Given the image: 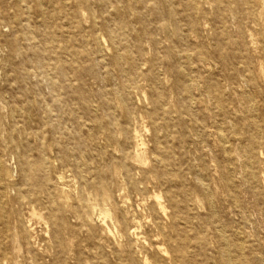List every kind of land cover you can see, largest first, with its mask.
<instances>
[{
    "label": "rangeland",
    "instance_id": "obj_1",
    "mask_svg": "<svg viewBox=\"0 0 264 264\" xmlns=\"http://www.w3.org/2000/svg\"><path fill=\"white\" fill-rule=\"evenodd\" d=\"M63 1L0 0V264H264V0Z\"/></svg>",
    "mask_w": 264,
    "mask_h": 264
},
{
    "label": "bare ground",
    "instance_id": "obj_2",
    "mask_svg": "<svg viewBox=\"0 0 264 264\" xmlns=\"http://www.w3.org/2000/svg\"><path fill=\"white\" fill-rule=\"evenodd\" d=\"M56 1H58V0H56ZM63 2L66 3V0H64ZM130 114H131V112L127 113L126 116L130 117ZM135 136H136V132H135ZM144 143L145 142L142 138L136 139V143H135L134 148L130 151H126L124 153V157L126 159H129L130 164L133 167H135L141 171L143 180L153 181L155 184H164L166 181H170L172 172L168 170V167H167L168 163H167V160H166V158H165V156L161 150V147H159V148L155 147L156 152H155L154 157H155V160L157 161V164L160 167H162V171H157L156 167H154L153 165L149 166V169L145 168L147 158L144 155V149H143V148H145ZM151 161H152V158H151L150 162ZM127 176L130 179L133 178V175H132L129 167H127ZM247 178L249 179V177H247ZM160 186H162V185H160ZM7 187H8L7 185L3 184L0 181V200H2L3 196H6L8 194L7 193ZM165 192H166L167 205L161 201V199L159 198L160 195H158V194H155V196H157L156 202H151L149 204L147 202L148 198L144 199V205L147 206L148 210H149V214L146 216V218H148L147 221H151V223L156 228H158V230H159L158 234H162L161 227L166 224L162 217L168 215L167 214V210H168L167 206L169 205V206H172L174 208L176 207V209L178 208L179 200H178V197L176 196L175 192L172 191L171 189H167ZM17 195H18V199L20 201H22L23 199H26V202L30 205L31 211L29 213L32 217H35V216L41 217L42 216L41 213L36 210L35 205H34V202H36L37 200H39L41 198V192L34 190V189H30V188L23 189L21 186H18L17 187ZM183 201L188 202V197L184 196ZM3 207H4V205L2 206V209H3ZM46 207H49V206L47 205ZM105 211H106L105 214L109 216V209L106 208ZM154 213H156V215L160 216L161 217L160 219L162 221L156 219L153 216ZM3 216L5 217L4 213H3ZM3 222H4V220H3ZM137 222H139V220H137ZM141 225H142V223L139 222L138 226H136V229H137V227H139ZM180 252H182L181 254H182V256H184L183 251L180 250ZM182 256H181V258L183 259ZM183 262H184V260H183ZM171 264H179L176 256L171 257Z\"/></svg>",
    "mask_w": 264,
    "mask_h": 264
}]
</instances>
